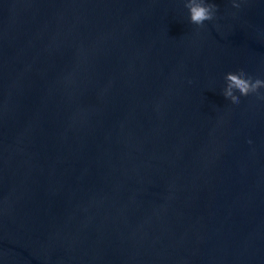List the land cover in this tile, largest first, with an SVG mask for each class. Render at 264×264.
I'll list each match as a JSON object with an SVG mask.
<instances>
[{"label": "water", "instance_id": "water-1", "mask_svg": "<svg viewBox=\"0 0 264 264\" xmlns=\"http://www.w3.org/2000/svg\"><path fill=\"white\" fill-rule=\"evenodd\" d=\"M214 2L0 0V264H264V101L222 95L264 0Z\"/></svg>", "mask_w": 264, "mask_h": 264}, {"label": "clouds", "instance_id": "clouds-1", "mask_svg": "<svg viewBox=\"0 0 264 264\" xmlns=\"http://www.w3.org/2000/svg\"><path fill=\"white\" fill-rule=\"evenodd\" d=\"M244 2L245 0H230L235 9H241ZM184 6L188 10L189 22L198 29L205 27L206 22L214 21L217 18L218 5L214 0H184ZM224 81L222 95L233 105H239L242 98L252 95L258 100L264 101V91H262L264 90V78L241 70L225 73Z\"/></svg>", "mask_w": 264, "mask_h": 264}]
</instances>
